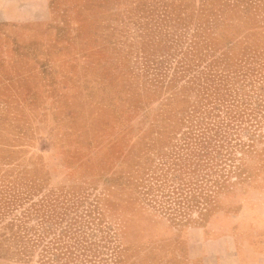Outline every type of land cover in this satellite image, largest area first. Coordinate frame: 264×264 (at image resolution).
I'll return each instance as SVG.
<instances>
[{
  "label": "rangeland",
  "instance_id": "374dc122",
  "mask_svg": "<svg viewBox=\"0 0 264 264\" xmlns=\"http://www.w3.org/2000/svg\"><path fill=\"white\" fill-rule=\"evenodd\" d=\"M57 255L264 264V0L0 21V264Z\"/></svg>",
  "mask_w": 264,
  "mask_h": 264
},
{
  "label": "crops",
  "instance_id": "0c3cea01",
  "mask_svg": "<svg viewBox=\"0 0 264 264\" xmlns=\"http://www.w3.org/2000/svg\"><path fill=\"white\" fill-rule=\"evenodd\" d=\"M49 0H0V21H45Z\"/></svg>",
  "mask_w": 264,
  "mask_h": 264
},
{
  "label": "trees",
  "instance_id": "16d2710c",
  "mask_svg": "<svg viewBox=\"0 0 264 264\" xmlns=\"http://www.w3.org/2000/svg\"><path fill=\"white\" fill-rule=\"evenodd\" d=\"M35 240L37 241L38 240V237L35 238ZM61 256L60 255H57L51 259H49L47 262V264H52L51 262L54 261V262H58L60 260ZM64 264H76V263H68V262H64Z\"/></svg>",
  "mask_w": 264,
  "mask_h": 264
}]
</instances>
